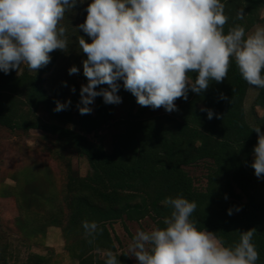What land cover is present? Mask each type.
<instances>
[{
	"label": "trees",
	"instance_id": "16d2710c",
	"mask_svg": "<svg viewBox=\"0 0 264 264\" xmlns=\"http://www.w3.org/2000/svg\"><path fill=\"white\" fill-rule=\"evenodd\" d=\"M221 2L229 17L225 33L237 24L249 32L260 23L264 0ZM86 8L78 2L72 10L85 19ZM240 13L242 19L237 18ZM61 52L53 51L50 63L38 72L21 71V67L7 74L0 71V127L11 133L40 131L52 137L55 155L66 170L63 206L38 215L25 200L19 206L20 222L24 226L40 224L35 233H44L47 227L62 228L66 250L78 264H105L107 257H101L100 252L107 251H112L120 264H134L127 254H118L109 225L150 219L163 228L171 209L161 201L182 195L197 204L190 217L197 228L215 232L226 246L239 242V232L256 228V264H264V177L258 179L251 167L258 138L252 129L260 126L264 132V116L252 125L245 110L250 88L258 91L254 108L264 110V88L248 85L233 61L223 82H212L202 94L189 90L188 99H177L178 110L171 113L146 116L152 108L138 105L120 81L118 95L129 104L126 117L117 119L116 104H105L102 97L95 98V106H89L90 114L81 115L77 105L81 85L87 83L82 62L66 88L56 82L49 84L45 77L60 64ZM190 76L195 78V74ZM73 87L75 92L71 91ZM221 94L227 99H221ZM68 100L71 104L66 110L54 111L57 101ZM202 108L213 110L220 118L214 115L208 119ZM108 127L115 129L110 151L99 136ZM63 152L85 159L90 174L81 177ZM199 164H205L207 170L203 190L196 187L187 171ZM237 207L239 212L235 211ZM230 208L232 215H228ZM85 221L98 225L94 235H85ZM8 256V247L0 239V264H8ZM25 264L50 261L33 254Z\"/></svg>",
	"mask_w": 264,
	"mask_h": 264
},
{
	"label": "clouds",
	"instance_id": "9594fccd",
	"mask_svg": "<svg viewBox=\"0 0 264 264\" xmlns=\"http://www.w3.org/2000/svg\"><path fill=\"white\" fill-rule=\"evenodd\" d=\"M77 3L0 0V71L7 74L24 65L38 72L50 63V53L66 52V28L60 22ZM224 9L221 0H91L78 25L91 40H78L86 55L82 64L87 80L80 89L79 113L90 114L96 97L105 104L122 103L120 81L138 105L171 113L178 110L177 99H188L189 90L202 94L212 82H223L233 61L248 85L264 88V26L246 32L237 24L225 33L229 17ZM237 18L242 19V13ZM78 73L75 65L68 69L69 75ZM220 98L227 99L223 94ZM70 104L57 101L54 111ZM201 110L210 120L214 115L220 118L213 110ZM252 130L258 138L251 167L259 179L264 177V132L260 126ZM161 204L171 209L163 220L165 227L137 229L128 246L138 264H256L259 259L253 242L256 228L239 232V242L226 246L215 232L198 229L190 219L196 202L177 195ZM83 228L92 236L98 225L85 221ZM106 257L105 264H120L112 251Z\"/></svg>",
	"mask_w": 264,
	"mask_h": 264
},
{
	"label": "rangeland",
	"instance_id": "374dc122",
	"mask_svg": "<svg viewBox=\"0 0 264 264\" xmlns=\"http://www.w3.org/2000/svg\"><path fill=\"white\" fill-rule=\"evenodd\" d=\"M90 2L91 0H84L81 4L87 7ZM84 20L79 11L71 10L65 13L64 19L60 22L61 26L66 28L68 49L61 52L60 64L45 76L49 84L54 85L56 82L66 88L74 79L75 75H69L68 69L73 65H80L85 56L78 40L80 36H84L86 42H91L90 38L78 29V25ZM258 25L264 26V9L261 11ZM24 69L28 68L21 65V71ZM257 95L258 91L250 88L245 102L247 118L252 125L256 118L264 116L263 109L254 108ZM128 111V103L116 104L117 119L126 117ZM163 113L169 112L161 107L150 110L146 116ZM39 115L46 118L43 112H39ZM114 133L115 129L108 127L99 135L104 138V145L108 151L112 149ZM55 151L54 139L43 132L31 131L24 135L11 133L0 127V239L8 247V264H25L28 257L33 254L47 257L50 264H78L66 250L62 228L47 227L44 233H35L40 224L33 222L24 226L20 222L22 216L19 206L23 205L25 200L31 204L32 213L38 215L57 211L64 204L66 170L64 163L55 155ZM63 154L71 160L73 168L81 177L90 174L91 169L85 159L69 152ZM187 171L194 179L196 187L203 190L206 186V165L199 164ZM153 226L156 225L150 219L140 223L118 222L109 225L111 234L116 239L118 254L125 253L134 264H138L135 258L130 256L128 246L137 229L150 230ZM100 256L105 257L106 253L100 252Z\"/></svg>",
	"mask_w": 264,
	"mask_h": 264
}]
</instances>
